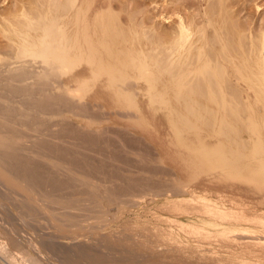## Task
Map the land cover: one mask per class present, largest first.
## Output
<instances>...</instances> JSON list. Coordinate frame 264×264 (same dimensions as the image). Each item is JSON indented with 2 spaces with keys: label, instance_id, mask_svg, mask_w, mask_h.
Masks as SVG:
<instances>
[{
  "label": "bare ground",
  "instance_id": "obj_1",
  "mask_svg": "<svg viewBox=\"0 0 264 264\" xmlns=\"http://www.w3.org/2000/svg\"><path fill=\"white\" fill-rule=\"evenodd\" d=\"M123 1L120 0L116 12L113 0H32L0 24L4 40V45L0 46V130L3 127L12 129V123L20 121L23 126L38 131L41 125H45V117L65 116L66 110L70 113V110L79 109L82 105L80 100L93 88H104L110 99L118 101L115 103L117 106L133 107L137 111L138 96L142 93L150 105L156 103L160 105L159 108L156 106L158 109L165 107L166 112L163 113L176 133L172 131L176 144L185 147L190 154L204 156L197 161L189 158L186 162L210 163L212 168L233 179L232 183L238 181L233 186L225 185L226 189L244 193L264 192V29L261 28L256 35L251 32L253 35L249 33L250 37L243 36V31L240 33L236 29L238 27H233L229 16L233 4H246L248 0H172L178 10L191 8L193 12L186 17L178 16L176 35L170 40H163L159 33L154 34L152 28L144 27L139 8L130 9L128 1ZM246 40L245 47L243 41ZM74 70L89 71V79L78 77L73 79L76 82L74 88L58 84L57 89L51 91V85L59 77L72 74ZM15 99H19L21 105ZM11 102L17 103L18 107H12ZM137 118L144 121L140 115ZM189 134L195 137L197 146L193 145L194 140ZM206 136L216 137L215 144L206 141ZM14 137L0 133L1 184L23 191L24 196L27 194L25 198L32 203L36 199L30 195L33 186L46 182L60 188L61 185L64 187L63 182L69 183V176L62 182L61 178H56L57 175L44 172L41 164L30 157L28 161L36 164L27 162L20 154L25 149L22 150L19 138ZM195 164L198 167V163ZM56 166L54 164L53 168ZM206 168L207 172L208 168L212 171L210 166ZM195 171L192 176L201 173L199 168ZM190 172L188 176L192 177ZM72 178L81 180L86 188L89 186L94 197H102L106 193L105 196L110 198L108 190L101 194L100 189L85 177ZM66 204L69 203L65 200L59 205L68 207ZM188 207L198 214H205L213 226L208 230L204 228V235L217 233L219 241L229 244L238 239H249L264 251V237L254 233H264V218L249 220V233L231 234L235 231L233 226H245L243 211L232 212L201 202ZM61 215L67 216V212ZM50 219L55 221V215L51 214ZM55 223L59 229L65 228L60 222ZM197 227L190 229V233H197ZM16 236L12 228L11 231L0 229V255L8 257L9 263L13 264L18 263L7 246H20L19 236ZM22 249L21 263L41 264L36 255ZM89 253L85 252L87 256ZM94 257L99 260L98 255L94 254Z\"/></svg>",
  "mask_w": 264,
  "mask_h": 264
},
{
  "label": "rangeland",
  "instance_id": "obj_2",
  "mask_svg": "<svg viewBox=\"0 0 264 264\" xmlns=\"http://www.w3.org/2000/svg\"><path fill=\"white\" fill-rule=\"evenodd\" d=\"M30 1L32 0H0V24ZM113 1L117 12L120 0ZM126 1L130 9L136 6L139 8L138 15L143 18L144 27L152 28L154 34L159 33L158 36L163 40L175 37L178 18L193 12L191 8L178 10L172 0L123 2ZM233 7L229 14L231 22L233 27L244 32L243 36L246 34L250 37L261 28L264 29V0H248L246 4L235 3ZM247 43L248 40L243 41L245 47ZM0 44L4 45L1 34ZM72 74L59 77L57 83L51 85V91H55L58 84L63 85L61 87L74 88L76 82L73 79L79 77L87 80L90 76L87 70H74ZM140 96L137 111L133 107L117 106L118 101L110 99L104 88H93L80 100L82 105L79 109L70 110V113L66 110L65 116L52 117L46 114L50 117H43L46 122L43 121L45 125L38 128L40 131L23 126L20 121H16L15 125L12 123V129L3 127L5 131L0 130L6 135L19 138L22 150L25 149L20 154L25 156L27 162L34 164L32 161H36L38 165L40 163L44 172L57 175L56 178H61L62 182L68 176L75 181L74 183L67 178L66 181L72 184L63 182L65 185L60 188L46 182L35 188L33 186V195L32 192L30 195L36 199L33 198L32 203L25 198L27 194L24 196L23 191L10 189L0 182V229L11 231L12 228L21 243L17 247L7 246L8 252L16 257L18 264H25L21 263V247L25 253L36 255L41 264H264V251L253 245L252 240L238 239L234 241L235 244L232 242L230 245L219 241L217 233L204 235V228L208 230L213 226L209 224L205 214H198L188 207L201 202L232 212L243 211L246 216L245 226H233L235 231L231 234L241 231L249 233V220L264 218V192L244 193L236 189H226L225 185L233 186L238 181L234 183V180L232 183L233 179H228L221 170L212 168L210 163H204V166L202 162H197L198 167H195V163L192 165L186 162L190 159L197 161L204 156L190 154L185 147H179L176 144L177 139L174 138L176 133L163 113L165 107L158 109L160 105H150L146 98ZM16 101L20 104L19 99H15ZM13 102L10 103L11 106L18 107ZM139 115L144 121L138 120ZM189 135L194 140L193 145H196L195 137ZM205 139L214 143L216 137L206 136ZM29 157L32 161H28ZM54 164L58 165L55 169ZM206 166L212 169L211 171L208 168L210 173L206 171ZM197 168L201 173L205 170L203 172L206 175L199 173L201 175L193 177V171L195 173ZM189 172L192 177L188 176ZM72 176L85 177L100 189L101 194L103 190H108L110 198L105 196L106 193L100 194L103 198L97 195L94 197L89 186L86 188L85 183L73 179ZM65 200L69 203L66 204L68 207L59 205L65 203ZM63 212H67V216L62 217ZM51 214L65 228L59 229L55 221L50 219ZM193 225L198 226L199 231L191 234L190 231L196 229ZM254 233L264 237L261 231ZM87 251L90 252L89 256L85 254ZM94 254L98 255L99 260L95 259ZM9 260L8 257L0 255L1 264H11Z\"/></svg>",
  "mask_w": 264,
  "mask_h": 264
}]
</instances>
